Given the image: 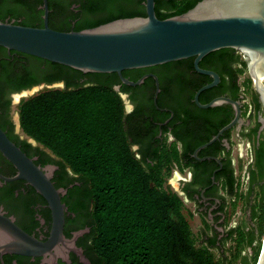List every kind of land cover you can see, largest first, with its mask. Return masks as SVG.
<instances>
[{"label": "trees", "instance_id": "16d2710c", "mask_svg": "<svg viewBox=\"0 0 264 264\" xmlns=\"http://www.w3.org/2000/svg\"><path fill=\"white\" fill-rule=\"evenodd\" d=\"M4 1L8 3L5 5ZM125 0H105L91 7V15L78 22L75 30L95 27L109 21L133 16H146L144 6L139 3L125 4ZM200 0H185L181 3L158 2L156 13L159 18L182 14ZM0 18L11 13L24 15L18 24L43 26V19L37 10L38 0H0ZM233 48H222L205 56L200 62L202 68L214 66L222 81H229L233 98L239 91L238 79L247 72L243 56ZM1 67L13 61L11 71L1 73L0 82L16 74L15 83L30 85L39 80L49 83L64 79L66 88L48 89L24 100L20 105L21 125L24 132L55 153L74 173L81 177L91 203L89 225L91 242L89 255L92 264H233L221 251L217 258L211 248L219 246L217 235L205 245L196 244L193 231L185 218L183 201L177 193L162 189L165 171L173 158L178 156L177 147L157 149L148 161L142 152L138 158L132 149V134H141L143 128H127L132 115H127L125 103L114 86L122 83L117 73H85L81 70L52 62L20 51L0 46ZM194 70V57L161 65L187 64ZM5 64V65H4ZM47 65L53 71L38 78L34 68ZM152 66L151 69L157 67ZM145 68L132 69L143 71ZM129 70L123 75L128 77ZM89 76L88 85L71 82L72 78ZM9 77V79H10ZM14 81V80H13ZM251 77H245L248 93L252 91ZM130 86L123 84L122 91ZM212 89V88H211ZM214 89V88H213ZM209 90L203 92L204 95ZM252 91V92H250ZM203 102V101H202ZM231 104L210 107L208 113L226 115L222 126L233 118ZM221 114V115H222ZM219 128H213L214 133ZM212 132V134H214ZM257 154L256 165L260 172L251 171L250 186L264 179V141ZM236 179L230 183L231 194H235ZM261 187V226L264 234V184ZM259 216L255 206L253 217ZM255 230L243 226L233 227L229 238L236 244L253 246ZM255 258L243 256L239 264H257L262 243H259Z\"/></svg>", "mask_w": 264, "mask_h": 264}, {"label": "flooded vegetation", "instance_id": "af4514ba", "mask_svg": "<svg viewBox=\"0 0 264 264\" xmlns=\"http://www.w3.org/2000/svg\"><path fill=\"white\" fill-rule=\"evenodd\" d=\"M46 1L48 25L57 30L70 31L75 30L78 22L91 15L92 5L103 3L105 0ZM182 1L185 0H155V10L158 2L169 5ZM136 2L141 3L146 10V0L124 1L126 5ZM4 3L8 6L6 1ZM37 10L43 19L44 26L46 21L45 0H38ZM24 18V15L17 17L8 13L4 15L3 19L0 18V21L20 23ZM237 53L242 56L240 52ZM8 54L13 60L14 55L10 51ZM3 57L0 53V70L3 69L1 73H4V69L11 71L14 64L13 61H10L6 64L7 67H1ZM204 69L215 71L220 75L213 65ZM130 70L127 78L134 81L146 74H155L158 77L160 88L158 96L155 98L157 79L153 76L146 77L142 83L135 86L126 84L130 88L124 89L125 91H122V86L125 83L116 84L120 85V90L128 95L131 105L129 109L125 105L126 114L132 115L126 127L143 128L140 135L134 133L130 137L131 141L138 138L137 142L134 141L132 144L133 151L138 158H142L143 152L148 161H151L150 157L155 154L157 149L162 151V149L177 147L179 154L172 159L167 170V172L174 174L175 180L179 183L175 193L184 204L191 208L192 212L202 218V225H208L211 228L212 233L205 236L207 242L216 235L219 242L221 239L229 238L230 229L236 227L232 226L228 230L225 229V225L229 221L230 207L235 198L231 194L229 186L235 179L237 186V173L240 168L239 156H241L239 150L246 141L251 159L245 169V180L250 183L251 171L260 172V168L256 165V159L261 149V143L264 141V124L261 121V117H264V106L260 101L259 94L255 88L254 93L247 92L244 74L240 75L238 79L237 98H233L229 81H222L221 75L220 82L216 86L211 87L212 89L209 88L210 91L205 95L203 92L209 89L202 91L199 95L201 103H208L219 96H228L240 100L243 122L242 124H235L224 131L217 140L200 148L235 117L234 110L233 118L226 124L219 126L226 115L208 113L206 112L208 108H202L197 104L195 99L197 91L202 86L212 82L213 77L200 73L196 69L194 71L189 63L157 66L153 69L146 67L143 71ZM33 71L38 78L53 72L47 65H41L40 68H34ZM12 75L15 76H9L10 79L5 77L0 82V125L12 141L45 172L51 174V181L54 186L60 190H65L64 193H60V196L65 205L63 231L68 241L66 246L62 245L59 256L52 264H92L89 255L91 242L89 212L92 206L84 182L60 157L28 136L21 125L20 105L29 98L23 93L24 90L44 85L41 86L43 89L40 92H42L48 90V84L58 82L64 83V87H57L63 89L66 88V81L61 79L49 83L46 80H39L29 86H19L14 79L17 75L13 73ZM91 79L94 78L86 75L76 78L70 76L71 82L85 85H88ZM213 128L219 129L214 133ZM234 141L239 146V154L236 158L233 155ZM16 174V167L0 151V214L13 219L26 232L45 241L51 234L53 224L49 203L25 179H7ZM257 183L264 184V179ZM257 183H253V187L257 186ZM169 191L171 190L169 189ZM79 231H83V233L74 240L75 233ZM75 248H80L83 251L88 262L83 261ZM0 264H51V260H47L43 256L32 257L0 251Z\"/></svg>", "mask_w": 264, "mask_h": 264}, {"label": "water", "instance_id": "95a60500", "mask_svg": "<svg viewBox=\"0 0 264 264\" xmlns=\"http://www.w3.org/2000/svg\"><path fill=\"white\" fill-rule=\"evenodd\" d=\"M45 8L46 21L41 27L0 21V46L8 51H20L85 73H117L123 83L132 86L142 83L148 76H153L157 79L155 98L160 91L158 77L155 74H146L134 81L125 77L123 71L194 57L195 69L213 77L212 82L197 91L195 95L197 104L202 108H210L230 103L235 110L234 119L200 148L217 140L224 131L235 124L243 122L240 100L219 96L208 103L199 101L200 93L216 86L221 79L217 72L200 66V62L208 54L222 48H233L240 52L247 62L255 89L264 106V0H200L188 11L163 19L156 14L155 0H146V16L118 18L95 27L70 31L50 27L47 22L46 0ZM41 86H34L23 93L28 97L34 96L43 89ZM57 87H64V83L48 84V89ZM114 88L129 109L131 105L128 95L120 90V85H115ZM261 121L264 124V117H261ZM238 147L234 141L235 158L242 152V145L239 152ZM0 151L17 169V174L7 179H25L46 198L53 216L51 234L44 241L26 232L13 219L0 214V251L32 257L43 256L51 260L52 264L59 256L62 245L66 246L68 241L63 231L65 205L60 196L65 190L54 186L51 174L45 172L12 141L1 125ZM239 164L241 167V156ZM237 175L235 198L230 207L226 230L229 229L236 200L240 168ZM171 182L178 190L179 183L175 180L174 174ZM193 214L205 239L212 230L208 225H202V218L198 214L194 212ZM81 233L83 231L76 232L74 240ZM212 249L217 250L219 254L224 251L228 258L229 238L221 239L219 246ZM75 251L80 254L83 261L88 262L80 248H75ZM257 264H264V237Z\"/></svg>", "mask_w": 264, "mask_h": 264}, {"label": "rangeland", "instance_id": "374dc122", "mask_svg": "<svg viewBox=\"0 0 264 264\" xmlns=\"http://www.w3.org/2000/svg\"><path fill=\"white\" fill-rule=\"evenodd\" d=\"M245 77H251L249 70L247 69V72L244 73ZM252 79V78H251ZM253 81V79H252ZM251 90L254 91V82L252 83ZM250 91V92H252ZM39 92H36V94ZM248 143L247 141L242 144V152H241V167H240V175H239V182H238V189H237V195L236 200L232 212V217L230 221L229 228L232 226H243L246 228V230L254 229L255 230V241L253 246H249L246 241H244V245H237L236 241L229 238V254L228 259L233 264H239L242 261L243 256H249L252 258V261L255 258L256 251L258 249L259 243H263V237L260 239V226H261V207H258L259 202L261 201V187L254 186L253 189H251L250 183L245 180V169L248 165L249 160L251 159V156L248 154ZM165 171V183L162 185V189L164 190H171L176 191L174 188L171 178L173 173ZM167 178V179H166ZM171 185L170 187H168ZM256 208L259 212V216L254 218L253 217V208ZM182 212L185 216V218L188 220L190 227L193 231V235L196 241V244L198 246L205 245V239L202 235V232L198 226V223L194 217V214L190 207H188L186 204H183ZM211 251L214 253V255L219 258L220 254L217 250L212 249Z\"/></svg>", "mask_w": 264, "mask_h": 264}, {"label": "built area", "instance_id": "2783aa9c", "mask_svg": "<svg viewBox=\"0 0 264 264\" xmlns=\"http://www.w3.org/2000/svg\"><path fill=\"white\" fill-rule=\"evenodd\" d=\"M263 82H264V79H263Z\"/></svg>", "mask_w": 264, "mask_h": 264}]
</instances>
